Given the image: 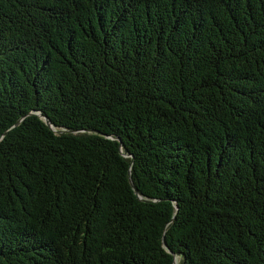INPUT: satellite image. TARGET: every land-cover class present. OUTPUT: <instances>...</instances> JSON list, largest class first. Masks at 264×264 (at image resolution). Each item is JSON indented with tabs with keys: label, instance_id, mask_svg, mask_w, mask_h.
Returning a JSON list of instances; mask_svg holds the SVG:
<instances>
[{
	"label": "trees",
	"instance_id": "1",
	"mask_svg": "<svg viewBox=\"0 0 264 264\" xmlns=\"http://www.w3.org/2000/svg\"><path fill=\"white\" fill-rule=\"evenodd\" d=\"M0 264H264V0H0Z\"/></svg>",
	"mask_w": 264,
	"mask_h": 264
},
{
	"label": "water",
	"instance_id": "2",
	"mask_svg": "<svg viewBox=\"0 0 264 264\" xmlns=\"http://www.w3.org/2000/svg\"><path fill=\"white\" fill-rule=\"evenodd\" d=\"M40 115H41V114H40ZM45 120H46V122H47L49 125H51V121H50V119H49L48 117H45ZM60 132H65V131L62 130V131H60ZM130 181H131V184H132L134 190L136 191V193H138V190H137V188H136V186H135V184H134L132 178H130ZM164 246L167 247V242H166L165 238H164Z\"/></svg>",
	"mask_w": 264,
	"mask_h": 264
}]
</instances>
